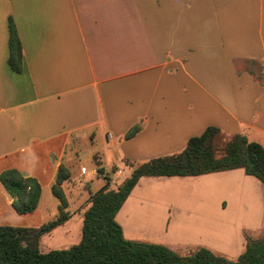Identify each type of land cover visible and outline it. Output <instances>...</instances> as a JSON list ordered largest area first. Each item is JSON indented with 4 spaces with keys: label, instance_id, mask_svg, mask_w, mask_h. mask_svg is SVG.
<instances>
[{
    "label": "crops",
    "instance_id": "1",
    "mask_svg": "<svg viewBox=\"0 0 264 264\" xmlns=\"http://www.w3.org/2000/svg\"><path fill=\"white\" fill-rule=\"evenodd\" d=\"M9 18L18 72L7 62ZM208 125L264 147V0H0V172L41 186L35 210L19 214L0 183V224L54 218L60 164L70 173L66 222H82L107 168L130 175ZM181 244L166 246L182 253Z\"/></svg>",
    "mask_w": 264,
    "mask_h": 264
},
{
    "label": "trees",
    "instance_id": "2",
    "mask_svg": "<svg viewBox=\"0 0 264 264\" xmlns=\"http://www.w3.org/2000/svg\"><path fill=\"white\" fill-rule=\"evenodd\" d=\"M21 56V43L9 18L7 62L15 72L21 70ZM137 129L131 127L125 136L133 135ZM236 168H242L264 185V147L243 134L225 135L218 127L208 125L200 134L189 137L179 152L134 166L115 188L109 186L110 175L103 174L104 185L91 193L83 205L79 241L67 248L42 252L41 235L70 218L62 189L70 173L60 164L51 185V193L59 202L56 216L37 227L0 224V264H264V235L246 236L241 252L234 259H227L203 246L180 253L162 244L126 239L115 219L142 176H195ZM96 171L102 174L103 168L97 167ZM0 183L16 213L35 210L41 194L36 178L7 168L0 172Z\"/></svg>",
    "mask_w": 264,
    "mask_h": 264
},
{
    "label": "rangeland",
    "instance_id": "3",
    "mask_svg": "<svg viewBox=\"0 0 264 264\" xmlns=\"http://www.w3.org/2000/svg\"><path fill=\"white\" fill-rule=\"evenodd\" d=\"M117 166L124 169L122 175H116L114 167L107 168L111 188L129 176L128 167ZM84 183L85 187L89 184ZM123 206L129 217L123 228L126 239L166 246L179 238L182 253L201 243L198 245L234 259L246 236L264 235V185L242 168L195 176H143ZM80 226L77 216L41 235L40 251L77 243Z\"/></svg>",
    "mask_w": 264,
    "mask_h": 264
},
{
    "label": "built area",
    "instance_id": "4",
    "mask_svg": "<svg viewBox=\"0 0 264 264\" xmlns=\"http://www.w3.org/2000/svg\"><path fill=\"white\" fill-rule=\"evenodd\" d=\"M116 172H117L118 175L121 174V170H119V169Z\"/></svg>",
    "mask_w": 264,
    "mask_h": 264
}]
</instances>
